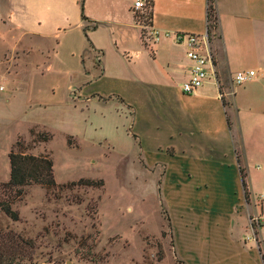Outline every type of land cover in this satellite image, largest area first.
Returning <instances> with one entry per match:
<instances>
[{
  "label": "crops",
  "instance_id": "1",
  "mask_svg": "<svg viewBox=\"0 0 264 264\" xmlns=\"http://www.w3.org/2000/svg\"><path fill=\"white\" fill-rule=\"evenodd\" d=\"M134 2L0 0V81L8 90L2 95L0 86V121L18 126L14 136L34 127L66 139H75L74 121L82 132L127 125L135 157L147 168H161L156 195L173 202L165 215L186 219L179 232L190 254L182 253L172 227L177 263L264 264L256 225L260 195L221 101L264 118V0H214L217 84L209 78L189 95L181 84L190 62L176 36L206 35V0H142L150 4L147 29L132 12ZM149 29L168 36L149 48ZM239 71L254 75L236 85ZM197 218L206 219L204 226L193 224ZM201 233L203 242L197 241Z\"/></svg>",
  "mask_w": 264,
  "mask_h": 264
},
{
  "label": "rangeland",
  "instance_id": "2",
  "mask_svg": "<svg viewBox=\"0 0 264 264\" xmlns=\"http://www.w3.org/2000/svg\"><path fill=\"white\" fill-rule=\"evenodd\" d=\"M216 44L215 38L209 46L212 57ZM0 86L5 95L7 84L0 81ZM261 91L264 94V82ZM226 108L232 130L238 140L241 137L248 171L255 180L256 195H260L258 210L261 206L264 218V118L259 119L245 107L237 111ZM73 124L75 139L52 132L47 142L33 144L30 129L40 134L48 131L28 127L14 136L18 126L0 121V183L8 180L7 154L19 139L29 147L27 153L49 155L58 186L48 195L35 185L23 187V194L12 204L18 221L0 214V225L31 241L32 256L38 264H178L172 252V227L175 224L182 253L190 254L179 232V222L186 219L174 217L173 212L167 217L163 211L173 202L165 201L162 192L160 198L156 195L161 168H147L135 157L136 147L127 125L117 132L91 128L82 132L77 121ZM79 180H89L92 185H81ZM193 204L206 211L212 206L200 200ZM214 206L223 209V203ZM204 221L193 219V224L204 226ZM260 230L264 239V226ZM197 235V241L203 242L204 233Z\"/></svg>",
  "mask_w": 264,
  "mask_h": 264
},
{
  "label": "trees",
  "instance_id": "3",
  "mask_svg": "<svg viewBox=\"0 0 264 264\" xmlns=\"http://www.w3.org/2000/svg\"><path fill=\"white\" fill-rule=\"evenodd\" d=\"M150 9V4H146ZM206 38L209 46L213 39H220L217 35L218 18L215 10L214 0H206ZM82 20L87 21L85 17ZM151 10L141 16L138 21L141 26H149ZM96 23L91 29H95ZM84 30H87L84 28ZM143 30L141 34L143 35ZM88 46L90 43L86 38ZM214 63V58L212 59ZM101 74V73H100ZM222 106L225 109L228 104L222 98ZM226 122L227 118H226ZM229 124V123H228ZM33 137V144L36 142H47L50 134L34 133L33 129L28 131ZM70 139V138H68ZM28 146H24L21 140H16L7 154L8 160V180L0 183V214L12 222L18 221V214L12 209V204L23 194V187L35 185L44 190L45 194L58 188L54 181L52 172V161L48 154L32 155L27 153ZM79 184L91 186L89 180H79ZM33 244L30 240L24 239L11 231L8 227L0 225V264H38L33 254Z\"/></svg>",
  "mask_w": 264,
  "mask_h": 264
},
{
  "label": "built area",
  "instance_id": "4",
  "mask_svg": "<svg viewBox=\"0 0 264 264\" xmlns=\"http://www.w3.org/2000/svg\"><path fill=\"white\" fill-rule=\"evenodd\" d=\"M149 7L142 2V0H135L132 5V12L136 20H140L141 16L148 12ZM139 24V22H138ZM147 29L148 26H141ZM150 39L149 48L155 45L162 37H167L168 33L160 34L157 31L149 29ZM177 42H182L185 46V56L190 62L188 76L181 84V90L184 94H193L198 90L209 78L215 81V70L213 66V57L207 42L206 35H178L176 36ZM96 60H99V55H96ZM252 71H239L233 76V81L236 85H242L253 77ZM217 84V82L215 81ZM257 226H264V218L256 220Z\"/></svg>",
  "mask_w": 264,
  "mask_h": 264
}]
</instances>
